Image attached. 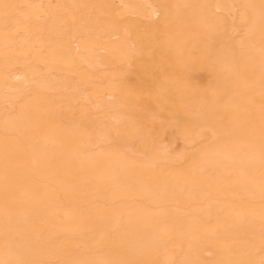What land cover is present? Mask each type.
<instances>
[{"label": "bare ground", "instance_id": "obj_1", "mask_svg": "<svg viewBox=\"0 0 264 264\" xmlns=\"http://www.w3.org/2000/svg\"><path fill=\"white\" fill-rule=\"evenodd\" d=\"M0 264H264V0H0Z\"/></svg>", "mask_w": 264, "mask_h": 264}]
</instances>
